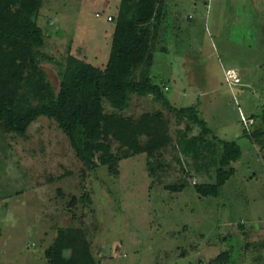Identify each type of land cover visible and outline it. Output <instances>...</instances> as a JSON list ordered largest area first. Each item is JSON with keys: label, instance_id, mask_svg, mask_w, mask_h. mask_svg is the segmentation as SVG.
Instances as JSON below:
<instances>
[{"label": "rangeland", "instance_id": "obj_1", "mask_svg": "<svg viewBox=\"0 0 264 264\" xmlns=\"http://www.w3.org/2000/svg\"><path fill=\"white\" fill-rule=\"evenodd\" d=\"M119 1L42 0L37 23L48 35L46 53L104 68ZM164 3L149 75L173 106H196L214 136L236 141L242 157L230 165L234 175L217 198L200 197L194 184L214 183L216 166L196 172L177 161L173 146L185 126L193 135L201 129L152 97L130 94L122 115L161 112L173 141L154 159L120 161L116 175L83 167L46 117L22 138L0 126V264H46L60 228L82 229L98 264H215L224 252L226 264H264V134L243 136L240 120L264 128V0ZM41 67L57 91V68ZM220 154L218 145L216 161ZM148 161L164 166L151 174ZM180 185V192L164 188Z\"/></svg>", "mask_w": 264, "mask_h": 264}, {"label": "trees", "instance_id": "obj_2", "mask_svg": "<svg viewBox=\"0 0 264 264\" xmlns=\"http://www.w3.org/2000/svg\"><path fill=\"white\" fill-rule=\"evenodd\" d=\"M41 6L42 0H0L1 128L22 138L32 123L46 117L64 135L83 167L89 171L105 167L109 174L116 175L120 161L141 154L154 159L173 141L161 112L144 113L138 119L122 115L129 106L130 94L152 97L161 100L177 120L187 119L201 129L193 135L188 134L190 125L185 126L177 133L173 147L177 161L181 157L191 162L196 172L216 166L214 183L193 187L200 197L217 198L220 188L234 175L230 165L241 159L242 150L236 141L214 136L196 106H173L160 86L153 83L149 75L152 46L167 14L164 0L119 1L104 68L70 54L62 62L48 55L44 50L48 35L37 23ZM112 19L106 18L108 22ZM44 62L57 68V91L41 67ZM104 103L110 112L105 111ZM252 126L242 135L256 141L264 128L254 126L253 130ZM218 145L221 154L216 161ZM147 166L153 174L164 165L148 161ZM164 188L183 190L182 185ZM44 255L46 264H98L80 228L58 229ZM230 258V253L224 252L214 262L226 264Z\"/></svg>", "mask_w": 264, "mask_h": 264}, {"label": "built area", "instance_id": "obj_3", "mask_svg": "<svg viewBox=\"0 0 264 264\" xmlns=\"http://www.w3.org/2000/svg\"><path fill=\"white\" fill-rule=\"evenodd\" d=\"M107 20L110 21L111 17H107ZM240 120L242 123V126L244 127L245 131H249V127L252 125L253 123V119L251 118H244L243 115H240Z\"/></svg>", "mask_w": 264, "mask_h": 264}, {"label": "bare ground", "instance_id": "obj_4", "mask_svg": "<svg viewBox=\"0 0 264 264\" xmlns=\"http://www.w3.org/2000/svg\"><path fill=\"white\" fill-rule=\"evenodd\" d=\"M229 75H230V74H229ZM229 75H228V77H230ZM232 75H233V74H232ZM230 78H235V77L231 76ZM235 79H236L237 82H239L237 78H235Z\"/></svg>", "mask_w": 264, "mask_h": 264}, {"label": "crops", "instance_id": "obj_5", "mask_svg": "<svg viewBox=\"0 0 264 264\" xmlns=\"http://www.w3.org/2000/svg\"><path fill=\"white\" fill-rule=\"evenodd\" d=\"M230 71H233V70H229L228 72H230ZM233 72L236 73L235 71H233ZM233 72H231L230 75H231V74H234ZM230 75H229V76H230ZM236 77H237V76H236Z\"/></svg>", "mask_w": 264, "mask_h": 264}]
</instances>
